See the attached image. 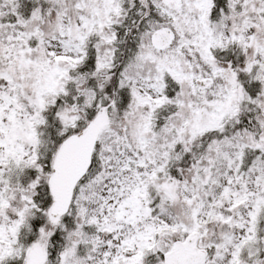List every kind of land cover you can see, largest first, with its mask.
<instances>
[{
    "label": "snow or ice",
    "instance_id": "snow-or-ice-1",
    "mask_svg": "<svg viewBox=\"0 0 264 264\" xmlns=\"http://www.w3.org/2000/svg\"><path fill=\"white\" fill-rule=\"evenodd\" d=\"M0 264H264V0H0Z\"/></svg>",
    "mask_w": 264,
    "mask_h": 264
}]
</instances>
